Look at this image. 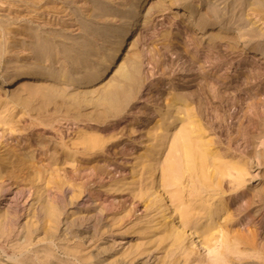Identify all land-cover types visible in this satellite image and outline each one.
<instances>
[{
    "label": "bare ground",
    "instance_id": "obj_1",
    "mask_svg": "<svg viewBox=\"0 0 264 264\" xmlns=\"http://www.w3.org/2000/svg\"><path fill=\"white\" fill-rule=\"evenodd\" d=\"M176 1L172 0V6L177 4ZM149 2L135 0L130 3L126 19L113 29L114 32L109 34L113 39L107 40V45L102 44L101 48L95 45L89 34L94 30L105 33L107 28L100 30L81 14L76 18L74 10L72 14L81 31L78 36L64 27H38L33 25L32 18L18 12L12 16L0 14V79L2 86L16 85L8 93L4 91L5 97L0 98V126H6L11 140H14L13 144L4 141V132H1L0 197L4 194L5 180L32 188L27 218L20 229H15L19 210L0 209V244L9 248L11 254L7 257L12 262L2 261L1 253H5V249L0 246V264H98L95 262L97 254L84 253L79 245L61 248L66 257L57 262L52 259L58 258L55 240L93 236L92 231L97 230L96 222L85 225V220L69 223L62 233L58 232V226L64 205L72 204L81 191L69 180L89 166L96 167V174H105L106 168L97 164L99 160L106 161L105 145L118 134L114 128L101 133L79 128L74 140H65L61 133L58 134V124L67 120L77 123L93 121L102 125L123 114L138 91L140 70L134 54L130 53L132 56L129 54L127 60H120L124 47L131 43L137 29V18L146 11ZM247 2H230L227 6L230 11L226 13L208 7L192 24L203 29L223 18L225 23L220 28L229 31L236 22V14L248 5ZM107 6V3L96 0L92 15L99 16ZM149 8H154L153 3ZM187 9L189 6L185 5L184 11ZM4 10L6 7L2 12ZM111 11L117 15L120 10L116 7L108 13ZM188 12L193 14L194 10L191 8ZM40 20L44 26L50 24L43 18ZM243 27H237L240 37L245 33ZM206 39L209 47L204 57L214 69L217 65L215 48L224 36L210 35ZM100 49L105 54L96 60ZM192 60H198V56ZM112 70H115L114 76L107 83ZM199 76L198 89L191 90L187 96L177 88L173 89L171 97L162 95V100L167 98V101L162 102L156 112L159 119L146 128L149 142L144 152L136 157V169L131 171L130 181L119 182L117 179L119 181L114 180L110 185H115L112 187L114 191L129 189L134 197L139 198L138 201H142L145 211L154 212L152 217L155 215L156 218L146 222L155 221L154 230L161 233L157 241L158 245H164L166 255L160 264H243L249 253L264 260V243L261 241L264 235V191L260 188L254 191L246 185L250 168L249 161L244 160L246 155L242 160L234 161L233 157L219 153L211 139H206L203 116H209L210 109L217 108L215 103L217 99L221 101L223 95L214 89V77ZM81 86L85 88L81 89ZM251 98L255 104L260 102L256 96ZM252 115L258 129L255 135H260L262 118L259 111L252 112ZM24 116L30 117L26 124L23 123ZM177 121L178 127L171 131L172 124ZM13 131L27 137L24 140L15 138L11 136ZM126 148L114 147L113 152H123ZM37 151L41 155L39 158ZM258 157L263 162L264 152H259ZM60 169L63 177L70 179L63 180ZM142 176L147 180L146 185L141 184ZM67 185H72V191L67 198L64 196V202L50 194L51 190L61 193L62 187ZM249 189L253 193L247 195ZM234 192H240L243 204L231 198ZM61 196L63 198L62 193ZM167 204H170L176 220L166 214ZM119 221L115 218L111 227L118 225ZM82 225L83 228L78 230ZM31 250H34L35 257L24 256ZM200 250L208 251V255L195 260L192 256L199 254ZM140 251L139 246L127 249L121 254L120 262L127 263ZM100 252L106 253L107 249L102 248ZM69 256L74 258L73 261ZM112 263L106 261L104 264Z\"/></svg>",
    "mask_w": 264,
    "mask_h": 264
},
{
    "label": "rangeland",
    "instance_id": "obj_2",
    "mask_svg": "<svg viewBox=\"0 0 264 264\" xmlns=\"http://www.w3.org/2000/svg\"><path fill=\"white\" fill-rule=\"evenodd\" d=\"M12 1L7 3L6 0H0V14L8 13L12 16L18 12L21 15L25 14L24 17L26 16V18H32L33 25L56 29L64 27L69 31L71 30L72 35L77 36L81 31L76 18L80 14L83 15L85 19L98 26L100 30L107 28L105 33H98V30H94L89 34V37L95 41V45L101 48L102 44L107 45V40L113 39L109 34L114 32L117 26L122 25L127 16L128 5L135 0H100L107 3L108 6L101 13L102 15L97 17L92 15L93 8L96 7V0ZM148 1L150 2L146 5L147 9L150 3H153L154 8L146 9L137 18V29L132 35L131 43L124 47L123 56L120 60V62L127 60L131 54H134L140 70L138 91L122 111L123 114L121 113V116L115 118L116 120L108 121L109 123L105 122L102 125L93 121L77 123L67 120H61V123L58 124V134L61 133L65 140H74L75 135H77L76 132L80 129L98 130L101 133L102 130L114 128L118 134L115 136L118 137H114L111 142L109 141L105 145L107 146L104 149L106 161L99 160L97 164L106 168L105 174H96V167L89 166L82 170L80 175L69 180V183L79 186L81 191L78 192V197L74 199L72 204L64 205L63 213L60 216L61 223L58 226V232L62 233L69 223L85 220V225L96 222L97 230L92 231L93 236L72 240H55L57 244H55L54 249L58 258L52 259L53 262L66 257L61 248H75L79 245V249L82 247L84 253L97 254L95 262L98 264H104L106 261H113L112 264L161 263L166 255L164 245H158L157 241L161 233L154 230L155 221L150 222V224L146 222L156 218L155 215L152 217L154 212L145 211L142 201H138L139 198L134 197L129 189L114 191L112 187L114 188L115 185H110V183L114 180H120L119 182L121 180L122 182L130 181L131 171L136 169L134 168L137 161L136 157L144 152L145 146L149 142L146 128H149L159 119L156 112L162 106V102L167 101V98L162 100V95L171 97L173 89L177 88L178 92L187 96L191 90L198 89L201 83L200 74L214 77L216 81L214 89L223 95L222 100L217 99L218 102L215 103L217 108L210 109L209 116H203L206 139H211L219 153L228 155L229 158L233 157L231 159L234 161L242 160L243 156L246 155L244 160H248L250 166L246 185L251 190L256 191L257 188H260L264 191V161L262 162L258 157L259 152H264V0L263 2L262 0H256L257 2L248 0L249 3H247L251 6L247 5L241 8V11L234 18L236 22L229 31L220 28L225 23L223 18L218 23L208 25L203 29L192 23H195V19L203 14L208 7H215L222 13L230 11V7L227 9V6L234 0H177V4L174 6L171 4L172 0ZM251 2L255 3L251 4ZM118 3L120 4L118 5ZM185 5L189 6L186 11H184ZM5 7L6 10L2 12ZM116 7L120 10L117 15L112 14V11L110 14L108 13L110 9ZM191 8L194 10L193 14L188 12ZM73 10L76 18L72 14ZM240 12L241 15L238 16ZM42 18L49 21L50 26H44V22L40 20ZM258 18L260 20H257ZM238 26L245 27L242 28L245 30L242 37L237 34ZM217 34L224 36V39L216 45L214 53L217 65L212 69L204 57V53L208 52L209 47L206 38ZM200 36H202L201 39ZM103 54L105 51L100 49L96 60ZM195 56H198V60L193 61L192 58ZM10 58L14 59L13 57ZM114 72L115 70L109 71L107 83L111 81ZM15 86H2L0 79V98L5 97L4 91L8 93ZM83 88L85 87L81 86V89ZM252 96H256L260 104L258 102L255 104ZM226 103L228 105H225ZM256 110L259 111L262 118L260 135H255L258 132L257 123H254L255 119L252 118V112H257ZM143 111L148 112V115L144 114ZM29 120L30 117L24 116L23 123L26 124ZM178 125V121L172 124L171 131H174ZM133 129L135 130L133 131ZM1 132H4V141L13 144L14 140H11L10 132L6 126H0V134ZM11 136L23 140L27 137L26 134H20L17 131H13ZM113 146L127 148L123 152L114 153ZM246 151L247 154H245ZM38 153L37 151L39 158L41 155ZM59 172L62 178L61 172L63 171L60 169ZM138 176L141 178L140 173ZM68 179L70 177H63V180ZM146 183L145 176H142L141 184L146 185ZM148 185L152 186L151 183ZM71 186L62 187L63 198L60 191L51 190L50 194L58 196L55 198L64 202L72 191L70 190L72 189ZM3 187L5 190L0 197V209L5 208L10 211L18 209L19 220L15 229H20V225L27 218L26 209L30 206L32 188L27 184H17L13 180H5ZM245 188L243 187V189ZM251 190H247V195L253 193ZM231 198L234 201L243 202L240 192H234ZM242 202L241 204H243ZM168 205L169 208L167 209ZM167 207L166 214L171 215L173 219L175 213L170 211V204H167ZM115 218L120 219L119 224L111 227ZM174 219L176 220V218ZM82 228L83 225L78 227V230ZM68 237L67 239H69ZM261 241L264 243V235ZM0 246L5 249V253H1L2 261H9L7 255H10L11 251L5 244H0ZM136 246H139L141 251L127 263H121V254L129 248L134 249ZM102 248L107 249V252L101 253ZM249 254L250 256L243 259V264H264V260ZM207 255L208 251L200 250L199 254L195 253L192 257L196 260ZM24 256L35 257L34 250L24 253ZM69 259L73 261L74 258L69 256Z\"/></svg>",
    "mask_w": 264,
    "mask_h": 264
}]
</instances>
